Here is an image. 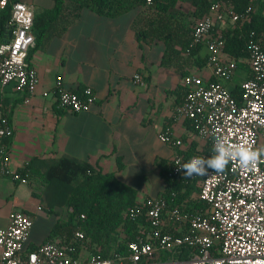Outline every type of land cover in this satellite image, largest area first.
Wrapping results in <instances>:
<instances>
[{"label": "crops", "instance_id": "obj_1", "mask_svg": "<svg viewBox=\"0 0 264 264\" xmlns=\"http://www.w3.org/2000/svg\"><path fill=\"white\" fill-rule=\"evenodd\" d=\"M18 1L33 6L35 13L54 5L53 0ZM176 10L174 14L194 12L191 2ZM137 16V11L108 17L84 9L64 32L34 48L29 64L39 80L34 94L9 85L0 95V122L9 118L13 130L12 136L0 139V171L6 159L10 170L20 171L35 157L67 155L116 175L121 186L132 189L137 202H143L162 196L165 172L177 152L159 140L162 133L170 129L182 140L181 152L204 150L207 142L197 136L189 120L177 118V109L186 97V74L212 79L210 68L199 66L208 51L203 46L191 56L167 54L163 41L138 38ZM232 25L227 22L218 27ZM136 74L145 78V86L134 83ZM248 74L245 66L236 76L243 82ZM59 80L69 91L91 88L96 103L81 113L60 108L55 96ZM34 187L0 175V229L8 227L11 212L30 215L33 228L28 249L44 244L56 223L67 217L65 210L49 213L40 197L33 195L38 192ZM30 197L39 202L33 203ZM60 240L56 238V243ZM82 255L80 260L85 261L90 251L83 250ZM159 260L157 255L143 264H173Z\"/></svg>", "mask_w": 264, "mask_h": 264}, {"label": "built area", "instance_id": "obj_2", "mask_svg": "<svg viewBox=\"0 0 264 264\" xmlns=\"http://www.w3.org/2000/svg\"><path fill=\"white\" fill-rule=\"evenodd\" d=\"M8 10L7 36L0 42V95L5 94L9 85H14L18 92L34 94L39 80L28 57L36 47L35 9L18 0H0V14ZM250 13L251 9L240 14L214 2L210 13L196 22L192 34L190 47L207 49V66L214 81L186 76L183 80L186 97L177 109V118L189 120L197 136L211 146L214 137L221 136L232 145L264 147V37L259 43L249 44L250 75L241 84L243 102L239 104L224 85L236 76L237 63L224 54L226 44L222 32L214 31L219 24H238ZM134 83L146 85L141 74L134 76ZM49 95L44 93L45 97ZM55 96L57 105L72 113L89 111L97 100L91 88L81 93L69 91L60 80ZM12 135L11 126L2 119L0 139ZM159 140L177 149L168 176L171 179L184 176L179 167L188 160L180 151L182 140L175 138L170 129ZM0 175L21 184L30 183L19 171L9 169L7 159ZM191 179L196 181L200 199L208 206L204 213L184 211L179 206L169 208L162 196L148 198L130 211L133 221L148 217L155 243L138 238L129 244L128 255L110 260L98 255L85 261L75 259L71 255L74 246L57 243H45L31 251L28 244L33 220L24 212L14 211L9 215L8 227L0 229V264H143L161 253L175 254L183 250L192 251L190 258L172 260L173 264H264V158L255 168H243L238 161H233L222 173ZM169 227L188 231L180 235L164 233V228ZM75 238L84 239V233L77 231ZM217 247L219 256L215 255Z\"/></svg>", "mask_w": 264, "mask_h": 264}, {"label": "trees", "instance_id": "obj_3", "mask_svg": "<svg viewBox=\"0 0 264 264\" xmlns=\"http://www.w3.org/2000/svg\"><path fill=\"white\" fill-rule=\"evenodd\" d=\"M52 8L35 13L33 33L36 38V49L43 47L51 38L60 35L70 25L77 21L84 9H91L101 15L117 17L132 11H137L135 30L139 39L149 42L160 40L167 46V54L188 53L190 56L200 52L202 46L191 48L192 34L198 20L210 13L214 2L222 7L231 8L234 12L243 14L251 9L249 16L225 29L216 27L225 38L224 54L237 63L238 70H249V44L261 42L264 37V0H53ZM187 2H191L193 13L174 14V10ZM9 10L0 14V42L7 36V20ZM181 47L178 51L176 47ZM34 49L29 53L30 64ZM208 55L199 59V66L207 65ZM190 74H186L189 76ZM247 76V78H248ZM214 81V78L211 79ZM81 93L82 91H76ZM231 96L242 104L243 90L241 85L230 91ZM9 124V118L3 117ZM191 123V122H190ZM192 124V123H191ZM212 146L207 142L203 151H183L187 160L192 156L211 155ZM164 179L166 188L162 197L168 207L179 206L184 211L204 213L208 206L200 199V189L196 181L179 176L171 179L168 170ZM122 165H119L121 168ZM22 177L30 181L40 180V191L33 192L40 197L45 209L49 213L59 210L67 212L66 219H60L52 229L49 239L45 243L74 246L71 255L80 259L82 251H90L91 256H100L101 259H114L119 255H128L131 242L142 238L155 243L153 229L147 216L133 221L130 211L144 204L137 202L136 193L121 186L114 174H105L95 169L89 163L63 155L58 158H33L19 171ZM173 194H176L173 197ZM85 215V219H81ZM81 230L84 239L77 240L75 234ZM188 229L179 232L174 228H164V233L180 235ZM44 243V244H45ZM38 247V246H37ZM36 246H29L34 251ZM192 251L183 250L175 254H159L163 262L184 260L190 258ZM219 256L218 247L215 252Z\"/></svg>", "mask_w": 264, "mask_h": 264}, {"label": "clouds", "instance_id": "obj_4", "mask_svg": "<svg viewBox=\"0 0 264 264\" xmlns=\"http://www.w3.org/2000/svg\"><path fill=\"white\" fill-rule=\"evenodd\" d=\"M262 158H264V147L232 145L227 143L223 137L216 136L213 139L209 157L192 156L179 168L183 170L187 178L209 177L222 173L233 161H238L243 168H255Z\"/></svg>", "mask_w": 264, "mask_h": 264}, {"label": "rangeland", "instance_id": "obj_5", "mask_svg": "<svg viewBox=\"0 0 264 264\" xmlns=\"http://www.w3.org/2000/svg\"><path fill=\"white\" fill-rule=\"evenodd\" d=\"M184 8L187 9L186 6H185ZM176 12H177V10H174V13H176ZM236 74H237V73H236ZM241 83H242V81H241V79L239 78V76L237 75V76L234 77V79H233L232 81L225 82L224 85L226 86V88H227L228 90H231V89H233L237 84H241ZM31 182H32L31 184L35 186L34 188H35L36 190H39V191H40V180H39V179H34V180H32ZM29 199H30V201H32L33 203H38V202H39V199H37V198H35V197H30ZM159 261H161V260H159ZM162 262H163V261H162Z\"/></svg>", "mask_w": 264, "mask_h": 264}]
</instances>
